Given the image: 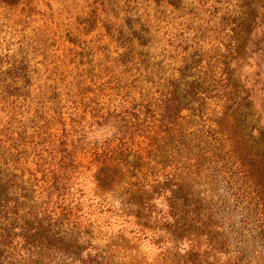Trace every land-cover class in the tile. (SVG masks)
I'll use <instances>...</instances> for the list:
<instances>
[{
	"label": "rangeland",
	"instance_id": "374dc122",
	"mask_svg": "<svg viewBox=\"0 0 264 264\" xmlns=\"http://www.w3.org/2000/svg\"><path fill=\"white\" fill-rule=\"evenodd\" d=\"M165 95L185 136L159 148ZM59 112L100 144L78 155L87 262L264 264V0H0V167ZM120 135L129 157L98 162Z\"/></svg>",
	"mask_w": 264,
	"mask_h": 264
},
{
	"label": "trees",
	"instance_id": "16d2710c",
	"mask_svg": "<svg viewBox=\"0 0 264 264\" xmlns=\"http://www.w3.org/2000/svg\"><path fill=\"white\" fill-rule=\"evenodd\" d=\"M167 96H162L165 99L159 102L160 112L167 115L152 123L154 127L160 123L168 128L164 131L167 137L161 138L160 134L150 137L156 144H161L159 148H164L162 142L173 144L185 136L179 120L185 107L175 95ZM70 109L75 111L76 108ZM59 116L62 133L52 132L53 117L51 120L45 118L43 126L40 122L35 124L30 136L25 132L18 139H10L13 142L10 148L15 153L0 167V264H63L65 257L72 259L73 264H90L93 259L88 256L87 262L82 257L85 246L92 247L86 238L87 231H82L85 211H91V208L81 201L82 197L77 198L83 193L81 187L86 178L80 171L82 165L78 155L86 147L99 149L100 144L99 141L97 146L88 143L87 138L76 130V134L70 133L67 120L61 112ZM100 123L98 125L102 126L104 122ZM173 126L178 130L172 129ZM128 141L121 135L104 140L101 146L104 153H97V161H125L129 157L126 154ZM130 155L143 160L138 151L131 150ZM30 160L36 170L27 172ZM171 194L173 197L174 192ZM103 255H97L95 259L112 261L116 258L107 250ZM15 258L17 260H13Z\"/></svg>",
	"mask_w": 264,
	"mask_h": 264
}]
</instances>
